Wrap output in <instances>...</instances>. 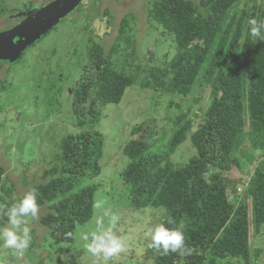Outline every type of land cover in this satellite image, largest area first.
Listing matches in <instances>:
<instances>
[{
	"label": "trees",
	"instance_id": "16d2710c",
	"mask_svg": "<svg viewBox=\"0 0 264 264\" xmlns=\"http://www.w3.org/2000/svg\"><path fill=\"white\" fill-rule=\"evenodd\" d=\"M146 1V23L171 42L173 57L166 55L169 61L163 65L145 64L142 69L133 64L136 54L132 51L133 61L126 63L130 67L126 73L113 65L114 53L120 54L116 46L104 54L100 43L89 40L84 70L93 74L70 84L64 102L70 103L69 111L80 131L57 142L58 155L43 171L41 182L36 180L27 189L38 190V208L44 211L37 223L49 237L37 241V232L31 231L35 257L42 255L41 245L50 242L56 264H77L73 255L66 257L63 246L75 244L79 227L85 235L91 233L87 228L95 214L97 188L87 182L101 174L105 145L98 129L108 106L119 105L142 72V92L151 91L153 100L167 97L168 111L175 116L169 135L166 131L156 135L153 116L134 123L122 146V156L128 160L120 174L128 191L125 202L134 212L150 211L158 217L154 227L169 218L176 226L184 224L185 244L191 250L164 253L144 241L154 264H250L262 253L253 252L250 246L252 236H264V163L256 165L245 190L241 180H231L226 174L233 170L242 173L255 163L251 150H264V40L252 37L248 25L251 18L264 21V3L244 9L240 8L242 0ZM129 18H123L120 27L126 43L137 30L132 29ZM47 82L55 89L49 104L61 110L63 87ZM207 88L208 103L203 107L195 98L200 112H193V93ZM136 134L139 138L134 139ZM188 144L194 154L173 163L171 156ZM4 173L0 168V206H4L0 221L6 225L3 212L20 197L10 198L16 191L15 182L2 177ZM242 191L241 199L237 195ZM26 219L27 226L31 225L32 217Z\"/></svg>",
	"mask_w": 264,
	"mask_h": 264
},
{
	"label": "rangeland",
	"instance_id": "374dc122",
	"mask_svg": "<svg viewBox=\"0 0 264 264\" xmlns=\"http://www.w3.org/2000/svg\"><path fill=\"white\" fill-rule=\"evenodd\" d=\"M54 1L0 0V32L17 23L16 13L25 12L34 6L36 9L45 7ZM192 1L197 2V0ZM263 3L264 0H242L240 8L250 9L253 5L259 6ZM78 6V9L76 8L51 29L49 35L27 48L19 61L0 63V168L5 170L2 177H8L15 182L16 191L11 192V199L26 194L34 181L40 183L43 171L50 166L55 155H58L57 142L64 135L77 134L80 131L75 126L74 115L69 111L70 103L64 102L70 84L80 82L83 77H91L93 74L88 69L84 70L85 65L88 64L87 48L90 39L102 45L104 54H108L112 47L116 46L120 54L114 53L113 65H117L118 69L124 68L126 73L130 69L126 63L133 61L132 51L136 54H133L135 55L133 64H139L142 69H145V64H153L157 67L163 65L169 61L166 55L169 58L173 57L171 42L160 37V31L153 30L146 23L148 1L83 0ZM127 15L131 18L129 23H132V29H137L136 34L132 32L129 34L133 45H130L131 42L126 43L120 34L121 21L123 18L126 19ZM141 73L138 72L137 83L126 89L121 103L109 105L106 116L102 118L98 129L105 137L104 156L99 163L101 174L87 182L97 188L94 204L102 203L101 208L95 207V214L90 222L91 226L87 228L90 229L88 231L92 232L96 229L97 220L100 218L107 227L109 219L103 217V209L111 208L120 217L115 231L125 242L124 251L107 262L102 255H92L85 248V241H81L85 234L83 227H79L75 233V244L63 246L68 252L66 257L68 255L70 258L73 255L77 264H154V257L149 254L144 241L146 243L148 241L145 237L146 230L154 228L159 218H155L150 211L134 212L125 202L128 191L120 174L125 170L128 160L122 156V146L130 138L134 123L135 125L142 123L150 116L157 120L156 135L162 131H166L169 135L171 120L175 114L174 111H168L167 97L153 100L151 91L142 92L139 85V78L143 77ZM47 80L55 82L58 88L61 85L63 87V94L60 97L61 110L49 104L55 89H52ZM209 91L207 88L193 93L194 98L190 104L191 107L194 104L193 112H200L196 109L194 99H199L201 106L205 107L208 103ZM150 103H153L152 108L149 107ZM133 138H139V134ZM181 148L171 156L173 163L188 159L194 154L190 144ZM251 153L255 159L254 165L246 166L242 173L233 170L226 174L231 180H241L244 190L256 165L264 163V150H251ZM237 196L242 199L244 191ZM43 211L44 209L38 208L37 217L32 218L33 222L28 226L30 234L31 231H36L35 240L41 242L49 238L44 228L37 223ZM0 226H4L1 221ZM259 235L255 234L251 237L250 247L253 252L262 250V253L256 259H252L250 264H264V236ZM32 240L34 239L31 236ZM31 243L32 247L29 245L22 253H17L15 249L3 247V242L0 241V264H56L54 251L51 250L53 243H43L39 250L42 255L39 253L36 257L34 254L36 247L33 249L35 243ZM37 247L39 248V244ZM13 253L14 257L11 256ZM41 257H45L44 261ZM225 264L237 263L233 261Z\"/></svg>",
	"mask_w": 264,
	"mask_h": 264
},
{
	"label": "clouds",
	"instance_id": "9594fccd",
	"mask_svg": "<svg viewBox=\"0 0 264 264\" xmlns=\"http://www.w3.org/2000/svg\"><path fill=\"white\" fill-rule=\"evenodd\" d=\"M249 33L252 37L264 40V21L251 18L248 21ZM38 190L33 188L23 194L18 200L7 207L3 215L7 216V224L0 226V241L5 248L15 249L17 253H22L31 243L30 228L27 226L26 218H35L38 215L37 197ZM4 206H0L3 208ZM96 208H101L102 203H97ZM103 217L109 219L107 227L103 224V219L97 220V227L90 234L84 235L85 248L94 256H101L107 262L124 251V240L116 234V227L119 222V214L111 208L103 209ZM166 225H173L172 227ZM184 224L175 225L169 218L166 222L158 223L154 228H149L145 237L150 241L149 247L162 250L164 253L180 252L190 253V249L185 244Z\"/></svg>",
	"mask_w": 264,
	"mask_h": 264
},
{
	"label": "water",
	"instance_id": "95a60500",
	"mask_svg": "<svg viewBox=\"0 0 264 264\" xmlns=\"http://www.w3.org/2000/svg\"><path fill=\"white\" fill-rule=\"evenodd\" d=\"M83 0H55L45 7L22 14L25 19L15 27L0 32V61L13 63L25 50L47 35ZM37 11V12H36Z\"/></svg>",
	"mask_w": 264,
	"mask_h": 264
},
{
	"label": "flooded vegetation",
	"instance_id": "af4514ba",
	"mask_svg": "<svg viewBox=\"0 0 264 264\" xmlns=\"http://www.w3.org/2000/svg\"><path fill=\"white\" fill-rule=\"evenodd\" d=\"M38 8V7H37ZM36 8H35V6L34 7H31L30 9H28L27 11H25V12H19V13H16V15H17V23L15 24V25H17L19 22H21V21H23L24 20V18L25 17H23V15L24 14H30L31 13V11L32 10H35ZM22 13H23V15H22ZM13 17V16H12ZM12 17H10V20H11V18ZM15 25L13 26V27H15ZM13 27H11V28H13ZM11 28H8V29H11ZM8 29H6V30H8ZM5 31V30H4Z\"/></svg>",
	"mask_w": 264,
	"mask_h": 264
},
{
	"label": "bare ground",
	"instance_id": "6f19581e",
	"mask_svg": "<svg viewBox=\"0 0 264 264\" xmlns=\"http://www.w3.org/2000/svg\"><path fill=\"white\" fill-rule=\"evenodd\" d=\"M241 190V189H240Z\"/></svg>",
	"mask_w": 264,
	"mask_h": 264
}]
</instances>
